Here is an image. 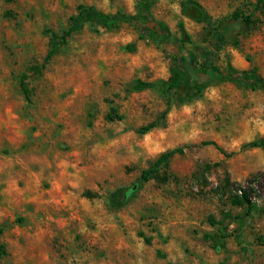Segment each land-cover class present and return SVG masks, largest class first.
Instances as JSON below:
<instances>
[{"label": "rangeland", "instance_id": "rangeland-1", "mask_svg": "<svg viewBox=\"0 0 264 264\" xmlns=\"http://www.w3.org/2000/svg\"><path fill=\"white\" fill-rule=\"evenodd\" d=\"M139 1L0 0V264H264V150L248 146L264 139V89L137 90L182 57L141 38L159 30L144 21L87 24L47 59L81 6L133 14ZM183 1L154 0L151 13L176 39L183 25L198 65L264 80V0H196L203 23Z\"/></svg>", "mask_w": 264, "mask_h": 264}, {"label": "trees", "instance_id": "trees-1", "mask_svg": "<svg viewBox=\"0 0 264 264\" xmlns=\"http://www.w3.org/2000/svg\"><path fill=\"white\" fill-rule=\"evenodd\" d=\"M154 5V0H140L137 10L133 14L118 11L115 14H107L99 11L94 7L81 6L77 14L71 16L70 26L62 34L53 33L51 38L52 49L49 52L47 59H51L57 54L60 49L68 43L69 38L76 32L83 30L87 24L99 25L107 29L117 28L122 23H133L138 21L154 23L159 30L154 27L147 28L143 31L141 38L150 39L157 44H163L167 42H175L182 52V57L174 61L171 66V76L168 80H160L154 82L138 81L135 85L137 90L145 89H160L164 93H169L173 90L183 87L185 83L193 86L195 91L199 92L202 87L208 85L212 81L221 82H242L243 84H250L254 88L264 89V80L256 75H249L241 73L233 68H230L227 74H223L215 65L210 62L198 65L196 55L190 54L188 51L187 43L191 41V37L186 33L182 25L183 36L180 39H176L171 30L166 27L160 21H157L151 13V9ZM182 15L186 18L192 19L196 22L203 23L211 20L210 15L206 9L196 0H184L182 5ZM196 54V53H195ZM155 125L150 124L143 129L144 132L150 131ZM203 145H213L218 148L221 152H224L222 148L215 141H206ZM248 146L253 148H262L264 150V139L251 142ZM185 153V148H175L164 154H162L153 164V166L143 171L141 180L147 182L152 178H156L160 172V168L168 164V162L176 155H182ZM133 189L131 188L124 194L126 200L130 197ZM124 202V201H122ZM119 206H122L123 203ZM242 202L248 206V213L250 214L253 210L251 199L245 193L242 197ZM232 215L229 213L224 214V218H231ZM240 220V218H236ZM212 225H218L221 223L216 222L213 218L209 219ZM227 230L220 229L219 233V245L215 247L216 251L222 250V240L229 237ZM3 254V250L0 248V256ZM160 254V253H159ZM173 264V263H170Z\"/></svg>", "mask_w": 264, "mask_h": 264}]
</instances>
